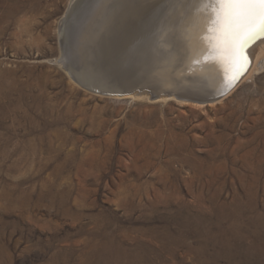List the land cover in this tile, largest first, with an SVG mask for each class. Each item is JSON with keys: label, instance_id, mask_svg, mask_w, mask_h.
Here are the masks:
<instances>
[{"label": "rangeland", "instance_id": "374dc122", "mask_svg": "<svg viewBox=\"0 0 264 264\" xmlns=\"http://www.w3.org/2000/svg\"><path fill=\"white\" fill-rule=\"evenodd\" d=\"M0 0V264H264V69L213 105L109 98L61 59L101 9Z\"/></svg>", "mask_w": 264, "mask_h": 264}, {"label": "bare ground", "instance_id": "6f19581e", "mask_svg": "<svg viewBox=\"0 0 264 264\" xmlns=\"http://www.w3.org/2000/svg\"><path fill=\"white\" fill-rule=\"evenodd\" d=\"M78 3L79 0H73L67 12L77 9ZM94 16L96 18L93 21L100 23L99 29L107 30V26H113L118 28L122 36L124 31L127 32L129 43L126 46L132 53H136L133 57L138 61L134 63L145 62L141 64L147 66L148 62L152 63L151 66L161 67V70H150L151 78L169 79L174 73L189 67V79L180 80L196 96L218 94L225 80L232 76L231 70L238 66L235 52H226L220 43V33L213 24L212 10L204 6V0H116L112 6L103 7L99 13L96 11ZM67 18L66 14L60 24L61 40ZM93 53L83 55V62L95 57L96 52ZM248 55L250 64L246 74L219 99L196 103L165 97L152 101L148 94L127 98L143 97L150 102L175 100L198 106L213 105L216 101L229 97L252 73L264 69V40L254 43L249 48ZM61 63L70 77V69H66L64 56ZM181 65L184 69H180Z\"/></svg>", "mask_w": 264, "mask_h": 264}, {"label": "water", "instance_id": "95a60500", "mask_svg": "<svg viewBox=\"0 0 264 264\" xmlns=\"http://www.w3.org/2000/svg\"><path fill=\"white\" fill-rule=\"evenodd\" d=\"M73 12L74 10L67 12L68 18L65 20L62 29L64 31L62 40L67 39L65 37V29ZM99 25V22L92 20L82 36V40L78 46L79 53L82 56L81 62L77 66L69 62L65 63L66 69H70V77L73 82L91 94L120 99L133 95L148 94L152 101L165 97L186 102L203 103L214 98H221L229 89H233L246 74L245 70L233 83L231 77L235 74L236 69L231 70L232 76L225 80L218 94L215 96L213 94H210V96L208 94L206 96H196V94L189 92V88L180 80L181 78L185 80L189 79V67H185V70L174 73L169 79L165 77L159 79L151 78L149 76L150 70H161V67L151 66L152 63L148 62L147 66H142L141 63L145 62L134 63L138 61H135L133 57L136 53H132L130 48L126 46L129 43L127 41V32L125 33L124 31L122 36L116 27L107 26L106 30L105 28L99 29ZM93 52H96V56L83 62V55L86 53L91 55L94 54ZM183 67L181 65L180 69ZM228 71L230 73V70Z\"/></svg>", "mask_w": 264, "mask_h": 264}, {"label": "snow or ice", "instance_id": "6c2138e0", "mask_svg": "<svg viewBox=\"0 0 264 264\" xmlns=\"http://www.w3.org/2000/svg\"><path fill=\"white\" fill-rule=\"evenodd\" d=\"M204 6L212 10L225 51L238 58L234 83L250 64L248 49L264 40V0H204Z\"/></svg>", "mask_w": 264, "mask_h": 264}]
</instances>
